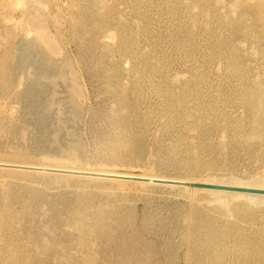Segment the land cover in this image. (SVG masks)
<instances>
[{"label":"rangeland","instance_id":"374dc122","mask_svg":"<svg viewBox=\"0 0 264 264\" xmlns=\"http://www.w3.org/2000/svg\"><path fill=\"white\" fill-rule=\"evenodd\" d=\"M87 1L0 0V159L263 178L264 146L253 136L241 93L264 108V0H150L147 12L136 0H104L111 11L101 31L82 26L89 25ZM34 16L46 23L54 48L34 45L27 25ZM145 24L128 52L122 32ZM167 90L189 94L186 114L172 108ZM198 119L206 125L203 137L194 127ZM128 120L130 144L142 151L123 160L114 152ZM196 146L202 163L193 170L188 156ZM190 204L171 190H113L87 180L58 185L37 174L0 172V264H188L181 235ZM211 215L219 232L237 220ZM79 223L97 231L88 246ZM243 224L245 242L228 239L218 261L202 253L200 264H240L234 249L247 246L257 255L264 214Z\"/></svg>","mask_w":264,"mask_h":264},{"label":"bare ground","instance_id":"6f19581e","mask_svg":"<svg viewBox=\"0 0 264 264\" xmlns=\"http://www.w3.org/2000/svg\"><path fill=\"white\" fill-rule=\"evenodd\" d=\"M35 1L37 2V0ZM149 1L150 0H136V3L138 4V6L144 7L146 10ZM87 2H88V6L85 8L83 18L84 17L90 18L88 19L89 25H86V21H85V23H83L82 26L89 27V29L92 30L101 31L103 23L105 24L106 22V15L111 10L107 8V4L104 0H88ZM147 11L148 10H146L145 12ZM230 21L235 23V25H237L238 27V22H236L234 19H231ZM45 24L35 16L32 19H30V22L27 21V25H30V27L33 28V30L36 33L34 45H36L37 47H42L44 49L46 45L51 48H54L53 45L51 44V38L49 37L50 34L48 35L47 32L50 30H47ZM147 30H148V25L145 24V26L140 25L136 31L128 29V31L125 30L122 32V35H124L122 36V40L127 45L128 52H130L129 49L130 40H132V38L137 34L146 33ZM237 30L244 32L245 36L249 35L247 29L243 27H239L237 28ZM53 44L55 45V43ZM148 66L151 67V65ZM158 66L159 68L162 69L164 68V63L162 62ZM150 71L154 72V70L152 69H150ZM168 81L169 83H171L172 81H174V78ZM74 84L75 83H73V85ZM197 85L200 86L198 83ZM78 92L79 91L75 90V93ZM241 95H242L241 99H243V102L245 103L247 110L251 114V126L253 129V136L261 142L262 146H264V108L260 103L252 101L248 92L241 93ZM121 96L123 100H126V95L124 93ZM165 96L167 97L169 104L172 106V108L176 109L177 112H180L182 114L187 113V110H185L186 104L189 99V94L187 92L181 93L180 95H174L170 90H167L165 91ZM197 110L201 112L203 118H205L208 114L206 111H203L201 107H198ZM240 123L241 121L238 123V126ZM215 126L216 123L212 122V124H210L208 128H214ZM194 127L196 128L198 133H200L201 137L205 135L206 125L204 124V122L201 123L200 119H198L194 123ZM129 129H130V123L128 120L125 123V131L123 132V136L121 137V140L118 143L119 147L117 151L114 152L115 158H119L123 160H132L134 157H137L142 151L141 147L136 148L130 144L132 136H130L131 134L129 132ZM196 149L197 150H195L192 154L188 156V160L193 162V170L199 169V166L202 163V161H200L202 157V152H201L202 150L197 148V146ZM263 157H264V153H263ZM26 170H30V171H26ZM33 171H38V172H33ZM0 172H5L10 175L37 174L47 177V180L50 183L58 184V185H69L71 180H83V181L87 180L91 182L108 183L110 184L113 190L134 189L142 193L156 188V189L175 191L177 194L191 199V204L187 213L185 228L181 235L182 243L186 246V249L184 250H185L186 259L188 260V264H200L199 256L202 253H205V255L209 256L211 261L213 262L218 261L222 257V254H219L217 249L220 246L225 245L228 239L234 237L238 239L237 241L240 243L246 241L248 232H246V227L243 226L244 220L247 219L248 217L254 218L257 214L261 212L262 214H264V195L261 194L243 193L236 191H223V190H214V189H198V188H190L181 185L164 183V182H172V183L185 184L189 182L190 183L197 182L203 184H217L223 186L254 188V189L264 190V177L253 180H241V179H233V178L196 179L190 177H173L167 175L165 176V175L155 174L152 172L150 173L139 172L137 174H133L131 173V171H119L112 169H94L89 167H80V166L65 164L64 162L38 163V162L17 161L10 159H0ZM75 172H79V173H75ZM80 172H84V173H80ZM85 174H90V176H87ZM93 175H97V177H94ZM130 175H132L134 178L132 177L130 178ZM128 181H137V182H128ZM201 200H205L207 202L206 205H203L201 203ZM142 206H144V204ZM211 211L212 212L216 211L223 216H230L234 218L237 217V220L235 219L233 222L230 223V225L225 227L224 232H219L217 230L218 219L215 216L211 215ZM99 225L102 228L100 231H104L103 229L106 225H105L104 217L102 215L99 217ZM77 227H78L77 229L80 230V232L84 237L83 239L84 245L88 246L92 241V239L96 236L97 231L95 229H92L89 225L83 223H79ZM196 232H199V235L195 238L194 236ZM112 234L114 235V233ZM239 246L240 245H238L237 247ZM261 247L264 246L263 245L255 246V248H261ZM245 248L247 249H240V248L234 249V253H236L238 256L242 258L240 264H264V248H262L257 255H254L253 247L248 248L247 246ZM141 261L143 263L146 262L147 261L146 257L142 256Z\"/></svg>","mask_w":264,"mask_h":264},{"label":"water","instance_id":"95a60500","mask_svg":"<svg viewBox=\"0 0 264 264\" xmlns=\"http://www.w3.org/2000/svg\"><path fill=\"white\" fill-rule=\"evenodd\" d=\"M53 172H55V171H53ZM85 175L90 176V174H85ZM93 176L97 177V175H93ZM164 183L173 184V185H181V186H186V187H190V188H198V189H214V190L236 191V192L264 195V190L254 189V188L223 186V185H217V184H203V183H197V182H191V183L189 182V183H185V184L172 183V182H164Z\"/></svg>","mask_w":264,"mask_h":264}]
</instances>
